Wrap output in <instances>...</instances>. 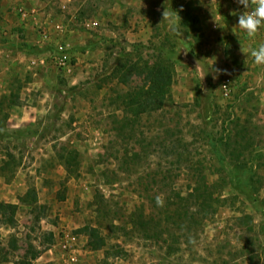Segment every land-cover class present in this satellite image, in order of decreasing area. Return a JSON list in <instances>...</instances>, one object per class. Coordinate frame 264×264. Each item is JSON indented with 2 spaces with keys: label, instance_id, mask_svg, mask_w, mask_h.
<instances>
[{
  "label": "rangeland",
  "instance_id": "374dc122",
  "mask_svg": "<svg viewBox=\"0 0 264 264\" xmlns=\"http://www.w3.org/2000/svg\"><path fill=\"white\" fill-rule=\"evenodd\" d=\"M182 8L196 27L174 34L162 13ZM241 13L230 0H0V202L14 207L0 210V264L31 248L30 264H264V65L242 52L264 28L249 38ZM57 40L72 67L54 61ZM116 58L169 60L162 107L120 123L119 96L143 78L120 82ZM237 131L243 154L221 165L210 141ZM236 161L261 178L256 201L231 185ZM197 180L206 199L190 196Z\"/></svg>",
  "mask_w": 264,
  "mask_h": 264
},
{
  "label": "trees",
  "instance_id": "16d2710c",
  "mask_svg": "<svg viewBox=\"0 0 264 264\" xmlns=\"http://www.w3.org/2000/svg\"><path fill=\"white\" fill-rule=\"evenodd\" d=\"M181 18L180 25L183 27H196L197 17L190 12L182 8L179 12ZM117 65L114 67V73L121 75L119 76L120 82L126 83L133 76V74L141 76L143 78L142 85H138L135 90H132L128 93L123 94L121 97V103L124 109V115L119 120L121 124H124L128 120V116H133V119H136L140 114L145 112H151L162 107L168 97L169 88L172 82V71L169 67V60L167 58H160L155 60L153 64H148L147 62H127L121 60V58H116ZM134 121V120H133ZM238 125H235V130ZM234 130V131H235ZM239 131L232 133L221 134L220 137L215 140L210 141L211 153L214 154L216 160L222 165L226 156H229L231 161L238 160L241 156L242 150L238 149L237 142L240 138ZM8 155H12L8 152ZM255 153V152H253ZM65 157V159H64ZM60 158L64 163L68 164L67 155L64 156L63 153L60 154ZM236 161L235 169L236 172L232 174L230 179L231 185L237 189L240 193H243L247 200L250 202L257 200V192L262 185L261 178L257 176L256 171H249L243 169L244 164H238ZM69 165V164H68ZM241 168V169H240ZM242 170V171H240ZM201 182L197 180L195 186H193V191L190 196L198 199L203 196L206 199V191L201 186ZM24 200L25 198L22 197ZM10 208H14L12 204L0 202V210L3 211L6 215L10 213ZM91 234L93 237H97L96 229L91 228ZM53 240L52 235L49 236V241ZM13 246L16 247V242H12ZM97 245H100V241H95ZM30 253V254H29ZM23 254V256L18 259L14 264H30L31 259L37 257L38 252L31 248L30 252Z\"/></svg>",
  "mask_w": 264,
  "mask_h": 264
},
{
  "label": "clouds",
  "instance_id": "9594fccd",
  "mask_svg": "<svg viewBox=\"0 0 264 264\" xmlns=\"http://www.w3.org/2000/svg\"><path fill=\"white\" fill-rule=\"evenodd\" d=\"M238 3L243 5L246 11L239 15L236 27L240 32L246 33L249 38H254L259 30L264 28V0H238ZM162 16L164 21L170 23V30L174 34H182L179 25L181 18L177 12H175L174 15L165 9ZM242 52L246 55L250 54L255 64L264 65V42L259 43L258 47L255 49ZM157 203L162 206L163 201L161 197H157Z\"/></svg>",
  "mask_w": 264,
  "mask_h": 264
},
{
  "label": "built area",
  "instance_id": "2783aa9c",
  "mask_svg": "<svg viewBox=\"0 0 264 264\" xmlns=\"http://www.w3.org/2000/svg\"><path fill=\"white\" fill-rule=\"evenodd\" d=\"M230 1L233 4H236L237 6H240L242 8V13L244 11H246V9L243 7V5H241V4L238 3V0H230ZM62 7L64 8L65 7V4H63ZM91 24H96V22H92ZM56 29H57V32H59V33L64 32L63 24L60 23V22L56 23ZM42 34H43L42 35V39L43 40L48 39V36L49 35L45 31H43ZM262 35L264 36V32H263ZM63 44H64V41L57 40V44H56L57 52H56V54L54 55L53 58H54V61L58 65L65 66L66 68H69V67H72V65H71V62L69 61V54L64 51L65 48L63 47ZM222 88H223V90L225 92H227V84H226V82H223L222 83Z\"/></svg>",
  "mask_w": 264,
  "mask_h": 264
}]
</instances>
